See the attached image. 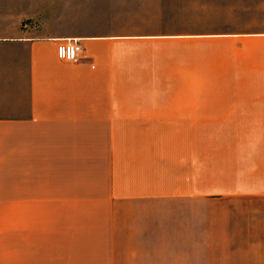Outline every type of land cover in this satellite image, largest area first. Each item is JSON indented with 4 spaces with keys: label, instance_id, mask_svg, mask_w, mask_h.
I'll use <instances>...</instances> for the list:
<instances>
[{
    "label": "crops",
    "instance_id": "crops-1",
    "mask_svg": "<svg viewBox=\"0 0 264 264\" xmlns=\"http://www.w3.org/2000/svg\"><path fill=\"white\" fill-rule=\"evenodd\" d=\"M8 7L20 13L18 24H5ZM89 17L83 0H0L3 156L15 155L25 166L26 159L36 155L37 144L47 141V156L107 157L109 190H119L130 201L153 204L170 198V247L158 234L157 221L163 217L157 212L58 213L55 220L86 222L65 228L59 235L63 237L47 242V252L59 253L50 258L53 264H197L179 256L164 259L137 253L194 251L191 209L197 199L221 196L230 187L242 196L259 198L254 150L248 155L246 175L240 180L235 174L229 186L228 153L221 149L213 156L210 150L198 149L196 124L264 123V100L163 99L147 93L141 97L137 85L117 82L114 58L99 51L108 38L85 30L93 26ZM21 20L27 24L21 25ZM229 35L264 37V30ZM69 38L79 40L83 49L77 63L56 55L58 41ZM230 156L231 163H240L235 153ZM213 166L219 173L212 174ZM20 170L30 171L29 163ZM251 227L254 237L253 223ZM56 228L63 230L61 225ZM68 231L76 238L67 239ZM83 252L100 254H79Z\"/></svg>",
    "mask_w": 264,
    "mask_h": 264
},
{
    "label": "rangeland",
    "instance_id": "rangeland-1",
    "mask_svg": "<svg viewBox=\"0 0 264 264\" xmlns=\"http://www.w3.org/2000/svg\"><path fill=\"white\" fill-rule=\"evenodd\" d=\"M83 3L93 25L85 30L108 38L102 40L99 51L114 58L117 82L137 85L141 97L147 93L163 99L264 100V37L229 35L264 30V0ZM19 15L8 7L5 24H18ZM196 127L198 149L210 150L213 156L221 149L228 153L229 186L234 185L235 174L240 180L246 175L248 155L254 150L259 198L242 196L230 187L221 196L197 199L191 209L195 215L194 251L137 254H157L164 259L179 256L197 264H264V123H197ZM233 153L239 164L230 162ZM106 158L47 156L46 141L37 144L36 155L29 156L24 166L15 155L3 156L0 148V264H53L50 258L59 253L47 252V242L63 237L59 235L65 228L86 222L55 220L58 213L157 212L163 217L157 221L158 234L164 235L169 243L165 247H170L174 211L170 198L149 204L141 199L130 201L118 189L117 194L113 188L109 190ZM27 163L30 171H21ZM211 172L219 173V167H211ZM60 225L61 233L56 228ZM66 233L70 239L75 232ZM95 253L79 254L93 257Z\"/></svg>",
    "mask_w": 264,
    "mask_h": 264
},
{
    "label": "built area",
    "instance_id": "built-area-1",
    "mask_svg": "<svg viewBox=\"0 0 264 264\" xmlns=\"http://www.w3.org/2000/svg\"><path fill=\"white\" fill-rule=\"evenodd\" d=\"M83 52L82 46L76 38H69L58 41L56 55L59 60L68 63H77Z\"/></svg>",
    "mask_w": 264,
    "mask_h": 264
}]
</instances>
